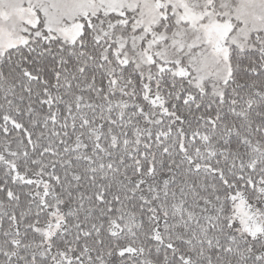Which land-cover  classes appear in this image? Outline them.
Returning <instances> with one entry per match:
<instances>
[{
  "label": "snow or ice",
  "instance_id": "obj_1",
  "mask_svg": "<svg viewBox=\"0 0 264 264\" xmlns=\"http://www.w3.org/2000/svg\"><path fill=\"white\" fill-rule=\"evenodd\" d=\"M0 264H264V0H0Z\"/></svg>",
  "mask_w": 264,
  "mask_h": 264
}]
</instances>
